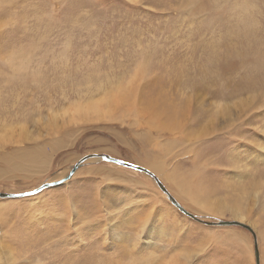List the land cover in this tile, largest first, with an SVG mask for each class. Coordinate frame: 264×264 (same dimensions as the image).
<instances>
[{"label": "rangeland", "instance_id": "1", "mask_svg": "<svg viewBox=\"0 0 264 264\" xmlns=\"http://www.w3.org/2000/svg\"><path fill=\"white\" fill-rule=\"evenodd\" d=\"M0 134V264H264V0H0Z\"/></svg>", "mask_w": 264, "mask_h": 264}, {"label": "water", "instance_id": "2", "mask_svg": "<svg viewBox=\"0 0 264 264\" xmlns=\"http://www.w3.org/2000/svg\"><path fill=\"white\" fill-rule=\"evenodd\" d=\"M88 158H98L100 159L101 161H104L106 163H110V164H114V165H117V166H121V167H126V168H131V169H135V170H138V171H142L148 175H150V173L142 168H138L134 165H131V164H128V163H125L123 161H120V160H117V159H114V158H111L109 156H106V155H92V156H89ZM86 158V159H88ZM152 176V175H150ZM62 182H57V183H51V184H45L43 185L42 187L36 189L35 191H32V192H29V193H23V194H12V193H8V194H4V193H0V198L1 199H18V198H24V197H28V196H31L33 194H36L38 193L39 191H41L42 189H45V188H50V187H54V186H57L59 184H61ZM155 183L158 185V187L161 189L162 192H164V194H166L168 197H169V201L181 212L183 213L185 216L187 217H190L192 219H195L194 216L190 213H188L187 211H184L183 208L177 203L174 201V199H172L168 192L165 190V188L163 187V185L155 178ZM166 196V197H167ZM212 226H215V225H218V226H223V227H228V226H241V227H245L243 224L241 223H238V222H235V221H230V222H225V221H218V223H214V224H210ZM246 228V227H245ZM255 264H259V256H258V252H257V249H255Z\"/></svg>", "mask_w": 264, "mask_h": 264}, {"label": "bare ground", "instance_id": "3", "mask_svg": "<svg viewBox=\"0 0 264 264\" xmlns=\"http://www.w3.org/2000/svg\"><path fill=\"white\" fill-rule=\"evenodd\" d=\"M131 82V81H130ZM128 89V88H127ZM126 92V91H125ZM119 93H121V92H119ZM131 94V93H130ZM122 95V94H121ZM180 106V105H179ZM159 108V107H158ZM160 111V110H159ZM164 111H165V109H164ZM156 113V112H155ZM161 113V112H160ZM178 112H177V110H175L174 111V113H173V116H175L176 114H177ZM105 115L106 114V112H100V110H99V107H97V104H89V105H84V106H82V104L81 105H79V104H76V105H74V110L72 111V118H73V120H74V118H79V119H83V118H87V117H92V118H98L100 115ZM160 115V114H159ZM161 125H163V126H165V127H170V128H173V129H175L174 128V126H175V124L174 123H171L170 124V121H169V119H167L166 121H163L162 123H161ZM176 139V138H175ZM4 140V136H2V134H0V141H3ZM29 159L32 161V160H41L42 159V156L41 155H32V154H29ZM98 158H96V160H97ZM96 160H94V161H96ZM98 160H100V159H98ZM93 161V162H94ZM44 162V161H43ZM97 162V161H96ZM38 164V163H37ZM137 167V166H136ZM153 168V167H152ZM36 169H38V166H36ZM145 170V169H144ZM157 170V169H156ZM178 171V170H177ZM162 172V171H161ZM177 176V175H176ZM169 178V177H168ZM183 178V177H182ZM184 179V178H183ZM177 183H179V182H177ZM178 187H179V189H178V193H180L181 194V196H180V198L181 199H183L184 201H187L188 200V198H189V196H188V194H186L185 192H184V190H183V188H184V186H181L180 184L178 185ZM185 187H186V183H185ZM169 194V193H168ZM258 194V193H257ZM166 195V194H165ZM259 195V194H258ZM167 196V195H166ZM169 196H170V194H169ZM183 196H184V198H183ZM171 197V196H170ZM177 197V196H176ZM259 197V196H258ZM167 198L169 199V197L167 196ZM172 198V197H171ZM172 199H174V198H172ZM178 199V198H177ZM175 201V200H174ZM176 202V201H175ZM197 205H199V207L200 208H203V209H205L206 210V208H205V206H204V203H201V200L199 201V202H195ZM200 203V204H199ZM206 204V203H205ZM238 205V204H237ZM240 205V204H239ZM214 206H216V205H214ZM213 206V208H215ZM241 206V205H240ZM216 208H218V207H216ZM215 208V209H216ZM222 209V208H221ZM231 209V208H230ZM230 209H228L229 210V213H230ZM184 211H186L185 209H183ZM217 210V209H216ZM218 210H219V208H218ZM223 210V209H222ZM189 213V212H188ZM239 213V212H238ZM236 214L237 216H239V215H241V213L240 214ZM231 214V213H230ZM243 217H242V215L240 216V219H242Z\"/></svg>", "mask_w": 264, "mask_h": 264}]
</instances>
